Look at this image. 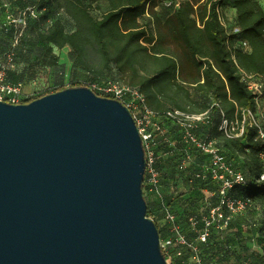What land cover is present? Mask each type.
I'll use <instances>...</instances> for the list:
<instances>
[{"label": "water", "instance_id": "1", "mask_svg": "<svg viewBox=\"0 0 264 264\" xmlns=\"http://www.w3.org/2000/svg\"><path fill=\"white\" fill-rule=\"evenodd\" d=\"M129 109L87 87L0 101V264H167Z\"/></svg>", "mask_w": 264, "mask_h": 264}, {"label": "trees", "instance_id": "2", "mask_svg": "<svg viewBox=\"0 0 264 264\" xmlns=\"http://www.w3.org/2000/svg\"><path fill=\"white\" fill-rule=\"evenodd\" d=\"M87 1L88 6L82 0H49L48 5L39 7L44 9L40 19L48 22L38 34L37 62L57 66L59 58L54 50L69 48L75 55L73 71L86 74L90 83L119 82L113 78L114 71L120 83L140 91L146 106L159 117L176 123L167 113L209 112L210 121L200 125L199 132L214 139L228 161L241 158L239 167L234 168L250 186H236L234 192L250 198L256 208L235 216L226 233L212 235L204 246L203 258L206 264H264V180L260 181L264 166L258 156L264 143L255 139L257 131L248 125L247 112L255 113L256 104L242 80L243 75L264 79V9L257 0H230L239 32L228 35L221 5L215 0H187L164 20L155 11L158 0H106L107 10L100 18L89 11L97 0ZM53 4L73 21V31H66L59 19L49 20ZM24 9L21 5L20 10ZM146 15L152 27L140 22ZM238 39L249 44V53L235 48ZM14 72L9 73V80ZM220 111L228 121L239 124L244 115L241 136L228 138L219 131ZM194 187L199 191L216 189L212 181L201 179H195ZM147 217H151L149 211ZM244 227L251 236L259 234L256 251L247 245L251 238L244 237Z\"/></svg>", "mask_w": 264, "mask_h": 264}, {"label": "built area", "instance_id": "3", "mask_svg": "<svg viewBox=\"0 0 264 264\" xmlns=\"http://www.w3.org/2000/svg\"><path fill=\"white\" fill-rule=\"evenodd\" d=\"M44 11L36 10L34 7L20 11L23 16L37 18L39 13ZM6 22L10 27L19 28V21L14 15L7 13ZM239 29L234 31L238 34ZM235 48L249 53L250 47L245 40L238 39ZM15 70V59L12 53H5L0 57V101L12 105L21 104L24 99L23 83L21 81L11 82L9 73ZM242 80L246 83L247 89L254 95L256 112L259 108V101L264 91V79L260 77L243 75ZM69 82L66 81L65 86ZM96 95L114 99L126 106L132 114L137 126L139 135L142 138L145 150L146 171L143 187L149 191H157L162 180L161 171L158 167L159 156L154 152L153 144L158 135L163 133L160 124L155 122L159 117L157 113L151 111L145 104L144 96L136 88L127 86L117 81L105 83H89L88 87ZM256 112H247L249 116L248 125L257 131L256 138L264 143V125L256 116ZM219 131L223 132L228 138L239 137L243 134L245 119L239 122L228 121L223 112ZM167 116L174 119L181 129L182 151L184 158L181 168L192 166V149H195L203 156L199 165L200 170L194 174L191 182L195 179L209 180L216 185L214 191H205V207L199 214H190L185 217L188 229L193 239L185 233L176 215L168 209H164V220L170 225L169 233L164 238H160V248L167 264H206L200 247H204L212 235H222L228 231L232 220L237 215H242L248 210L255 209L254 202L243 196H237L234 192L236 186H250L245 176L236 170L228 161L226 156L221 153L216 141L212 138L200 137L196 129L203 123L210 121L209 112L203 114H186L180 112H170ZM259 160L264 166V151H261ZM264 180V175L260 181ZM195 188V187H194ZM246 229V227H244ZM258 233L251 237V249L256 251ZM187 251L188 257H186Z\"/></svg>", "mask_w": 264, "mask_h": 264}, {"label": "rangeland", "instance_id": "4", "mask_svg": "<svg viewBox=\"0 0 264 264\" xmlns=\"http://www.w3.org/2000/svg\"><path fill=\"white\" fill-rule=\"evenodd\" d=\"M82 1L85 6H88L89 2L87 0ZM185 1L187 0H158V6L155 9L158 18L164 20ZM215 1L221 5L219 10L225 31L228 35H232L238 28L232 3L230 0ZM257 1L264 9V0ZM48 2L49 0H0V57H3L5 53H12L15 57L14 77L10 76V80L20 79L22 81L24 90L22 102L46 93H52L61 87H88L90 83L89 77L86 74L72 70L71 65L75 55L69 48H64L61 51L54 50V54L59 58L57 66H44L37 62L38 34L45 29L48 20L43 21L40 19V13L37 18L23 16L22 13L20 14V11H22L20 7L23 5V8L34 7L36 10H39L41 5H48ZM106 10V0H97L89 9L94 18H100ZM50 12L49 20L59 19L66 31L71 32L74 30L73 21L63 13L58 4H53ZM7 13L14 15V18L19 21V28H11L9 26L6 22ZM140 22L144 25L150 23L152 27V20L148 15ZM8 29H13V31L8 33ZM106 78L107 74L100 81ZM113 78L121 82L119 76L114 71ZM66 81L69 82L68 86H65ZM259 102L260 106L261 102H264V91ZM256 116L264 125V111L262 107L258 109ZM217 121L216 119L215 123ZM155 122L161 125L163 131L155 139L152 148L156 155L159 156L158 167L162 173V180L157 191H149L147 188H143V195L147 201V209L151 213L150 218L156 222L158 230L162 232L160 238H164L169 233L170 225L164 220L165 208L176 215L185 233L191 236L185 217L190 214L201 213L205 207L204 200L207 198V194L205 197V191L195 190L194 184L191 182L193 175L200 170L199 165L202 159H200L199 153L195 149H192V166L181 168L184 152L182 151L181 129L179 125L164 117L155 118ZM196 132L200 137L205 138L206 135L201 134L198 128ZM241 161V158L229 160L233 167H239ZM257 216L253 218L256 219ZM244 237H248V240L252 237L250 232H246V229H244ZM246 243L251 247V242L248 244V241H246ZM200 248L202 256L205 258L204 247ZM234 248L236 249V247ZM184 253L188 257L187 251Z\"/></svg>", "mask_w": 264, "mask_h": 264}, {"label": "crops", "instance_id": "5", "mask_svg": "<svg viewBox=\"0 0 264 264\" xmlns=\"http://www.w3.org/2000/svg\"><path fill=\"white\" fill-rule=\"evenodd\" d=\"M263 105H264V102H263V103L261 102V106H260V103H259V108L262 107V110L264 111V106H263ZM259 108H258V109H259ZM257 111H258V110H257ZM256 114H257V112H256Z\"/></svg>", "mask_w": 264, "mask_h": 264}]
</instances>
